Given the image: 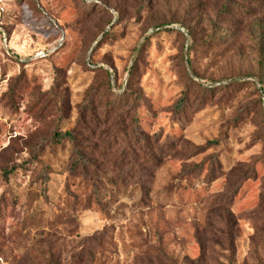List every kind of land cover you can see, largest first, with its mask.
<instances>
[{"label": "rangeland", "instance_id": "rangeland-1", "mask_svg": "<svg viewBox=\"0 0 264 264\" xmlns=\"http://www.w3.org/2000/svg\"><path fill=\"white\" fill-rule=\"evenodd\" d=\"M0 264H264V0H0Z\"/></svg>", "mask_w": 264, "mask_h": 264}, {"label": "trees", "instance_id": "trees-1", "mask_svg": "<svg viewBox=\"0 0 264 264\" xmlns=\"http://www.w3.org/2000/svg\"><path fill=\"white\" fill-rule=\"evenodd\" d=\"M57 138L59 139H67L69 140L72 144H73V141H74V135L72 133H64V134H58L57 135Z\"/></svg>", "mask_w": 264, "mask_h": 264}]
</instances>
